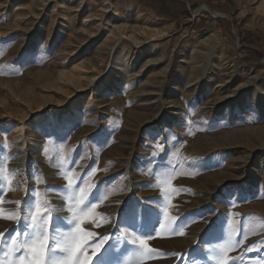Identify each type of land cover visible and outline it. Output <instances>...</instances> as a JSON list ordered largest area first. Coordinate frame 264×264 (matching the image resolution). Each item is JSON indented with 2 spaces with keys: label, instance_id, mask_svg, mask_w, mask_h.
<instances>
[{
  "label": "rangeland",
  "instance_id": "1",
  "mask_svg": "<svg viewBox=\"0 0 264 264\" xmlns=\"http://www.w3.org/2000/svg\"><path fill=\"white\" fill-rule=\"evenodd\" d=\"M36 204L88 264H264V0H0L3 264Z\"/></svg>",
  "mask_w": 264,
  "mask_h": 264
},
{
  "label": "snow or ice",
  "instance_id": "2",
  "mask_svg": "<svg viewBox=\"0 0 264 264\" xmlns=\"http://www.w3.org/2000/svg\"><path fill=\"white\" fill-rule=\"evenodd\" d=\"M67 183L69 186L72 185V177H67ZM80 191L83 192V189H80ZM45 211L46 210L39 204H36L31 215L33 223L28 225V227L32 229L31 233L25 231L23 233L25 239L19 242V244L17 243L16 236L11 238V243L17 245V250L20 254L11 258L8 264H88L89 257L87 254H84L83 260L80 259V255L86 243V237L92 236V233H84L80 225L90 217L91 213L75 216L77 223L74 232L69 233V235L65 237L64 243L61 244L50 241L48 234V222L51 219L50 214L40 220V223H36L38 218L42 217ZM9 218L19 220V216ZM161 227H163V225ZM168 227L172 228L170 224ZM183 227H178L176 225V227L172 228V231L182 234L181 229ZM133 242L135 243L136 241ZM138 243L142 248L146 246V241L144 239H139ZM229 245H232L231 239L226 241L225 247ZM57 249L65 253V255L57 256ZM98 249L99 245L96 249H93V252ZM0 264H3V261H0ZM222 264H224L223 261Z\"/></svg>",
  "mask_w": 264,
  "mask_h": 264
},
{
  "label": "bare ground",
  "instance_id": "3",
  "mask_svg": "<svg viewBox=\"0 0 264 264\" xmlns=\"http://www.w3.org/2000/svg\"><path fill=\"white\" fill-rule=\"evenodd\" d=\"M126 40V39H125ZM130 41V40H129ZM201 54V53H200ZM202 55V54H201ZM210 54H208V55H206L205 57H206V62L204 63V62H198V63H196V65H195V73H196V75H197V79L195 80V81H197V83H198V85L199 84H201V85H203L202 84V80H203V77L202 76H204V74H206V72H207V68H208V64H209V62H210ZM174 57V56H173ZM201 58H203V57H201ZM156 59H158V58H156ZM156 59H154V60H152V62L153 61H155ZM160 59V58H159ZM171 59V58H170ZM169 59V60H170ZM128 60V57H125V58H122V59H119V60H117V66H116V69L118 70V71H122L123 70V64L126 62ZM173 61V60H172ZM203 61H205V60H203ZM158 62V61H157ZM159 62H160V60H159ZM115 63V62H114ZM172 63V62H171ZM170 63V64H171ZM151 64V63H150ZM170 64L169 65H167L165 68H163L161 71H160V76L162 75L164 78H165V80H166V78H167V76H168V73H169V71H170ZM154 66V65H158V64H156V63H153V64H151V66ZM125 66V65H124ZM164 67V66H163ZM159 68L158 67H156L155 68V70H158ZM161 69V68H160ZM157 72V71H156ZM164 80V81H165ZM204 81V80H203ZM196 83V82H195ZM197 88V87H196ZM103 92V91H102ZM231 99V98H230ZM78 107V106H77ZM21 127V126H20ZM23 128L21 127V129H20V131L19 132H23ZM22 134H24V133H22ZM23 136V135H22ZM24 137V136H23Z\"/></svg>",
  "mask_w": 264,
  "mask_h": 264
}]
</instances>
